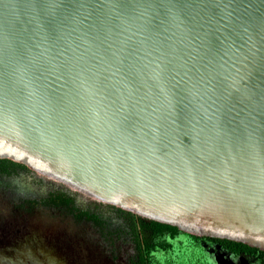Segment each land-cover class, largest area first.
Instances as JSON below:
<instances>
[{"label": "water", "instance_id": "water-1", "mask_svg": "<svg viewBox=\"0 0 264 264\" xmlns=\"http://www.w3.org/2000/svg\"><path fill=\"white\" fill-rule=\"evenodd\" d=\"M0 158L264 250V0H0Z\"/></svg>", "mask_w": 264, "mask_h": 264}, {"label": "flooded vegetation", "instance_id": "flooded-vegetation-1", "mask_svg": "<svg viewBox=\"0 0 264 264\" xmlns=\"http://www.w3.org/2000/svg\"><path fill=\"white\" fill-rule=\"evenodd\" d=\"M132 214L0 159V264H173L160 259L178 244L193 256L189 264H264L257 247Z\"/></svg>", "mask_w": 264, "mask_h": 264}, {"label": "rangeland", "instance_id": "rangeland-1", "mask_svg": "<svg viewBox=\"0 0 264 264\" xmlns=\"http://www.w3.org/2000/svg\"><path fill=\"white\" fill-rule=\"evenodd\" d=\"M83 194L88 198L95 200L91 196L85 193ZM179 246H180L179 244L175 245L173 251L161 257L160 260L162 261V263H165L167 260H169L172 261L173 264H189L192 261L193 256L189 257V251L186 246H184L183 248Z\"/></svg>", "mask_w": 264, "mask_h": 264}, {"label": "trees", "instance_id": "trees-1", "mask_svg": "<svg viewBox=\"0 0 264 264\" xmlns=\"http://www.w3.org/2000/svg\"><path fill=\"white\" fill-rule=\"evenodd\" d=\"M0 159H4V160H8V159H6V158H0ZM10 161V160H9ZM119 211H121V212H123V213H125V214H127V215H133L131 212H129V211H126V210H124V209H122V208H118V207H116ZM160 224V225H159ZM158 225L159 226H161V227H165V228H169V229H173V230H178L177 228H176V226H174V225H171V224H165V223H160V222H158ZM233 243V242H232ZM236 243H238L240 246H242V247H244V248H249V249H252V248H254L253 246H249L247 243H244V242H236ZM235 243V244H236ZM264 251V250H263Z\"/></svg>", "mask_w": 264, "mask_h": 264}]
</instances>
